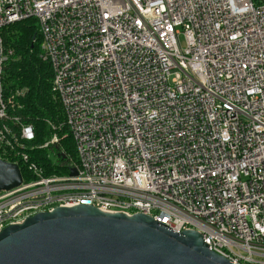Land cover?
<instances>
[{
  "label": "built area",
  "instance_id": "2783aa9c",
  "mask_svg": "<svg viewBox=\"0 0 264 264\" xmlns=\"http://www.w3.org/2000/svg\"><path fill=\"white\" fill-rule=\"evenodd\" d=\"M29 19L63 113L40 144L3 77L2 30ZM0 160L27 177L0 192V232L87 205L264 264V0H0Z\"/></svg>",
  "mask_w": 264,
  "mask_h": 264
},
{
  "label": "water",
  "instance_id": "95a60500",
  "mask_svg": "<svg viewBox=\"0 0 264 264\" xmlns=\"http://www.w3.org/2000/svg\"><path fill=\"white\" fill-rule=\"evenodd\" d=\"M70 175L76 172L70 170ZM21 182L18 166L0 160V192ZM0 264L232 263L210 251L194 231L177 234L142 214L128 217L78 205L5 227L0 232Z\"/></svg>",
  "mask_w": 264,
  "mask_h": 264
},
{
  "label": "trees",
  "instance_id": "16d2710c",
  "mask_svg": "<svg viewBox=\"0 0 264 264\" xmlns=\"http://www.w3.org/2000/svg\"><path fill=\"white\" fill-rule=\"evenodd\" d=\"M2 37L5 46L14 52L13 58L4 69V86L6 90L22 92L23 114L27 122L35 128V143H43L51 134L45 121L59 124L63 121V113L51 92L50 66L39 56L40 36L36 21L29 19L9 25L2 30ZM64 132H67L65 128ZM60 146L64 149V158L74 161L75 153L69 135L60 141ZM31 155L41 167L46 168V173H52L50 165L53 163L46 159V152L34 151ZM64 158L61 160L63 165L66 163ZM19 169L26 180L25 170L22 167ZM61 173H64V170Z\"/></svg>",
  "mask_w": 264,
  "mask_h": 264
},
{
  "label": "rangeland",
  "instance_id": "374dc122",
  "mask_svg": "<svg viewBox=\"0 0 264 264\" xmlns=\"http://www.w3.org/2000/svg\"><path fill=\"white\" fill-rule=\"evenodd\" d=\"M178 39H179V43H180L181 47L183 48L185 46L184 45V37H183V35H180L178 37ZM48 155H49L51 160L56 161L54 155L52 154V152L50 150L48 151Z\"/></svg>",
  "mask_w": 264,
  "mask_h": 264
}]
</instances>
